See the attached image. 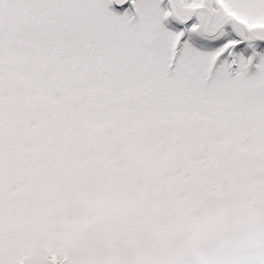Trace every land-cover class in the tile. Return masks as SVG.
I'll return each instance as SVG.
<instances>
[{
	"label": "snow or ice",
	"instance_id": "obj_1",
	"mask_svg": "<svg viewBox=\"0 0 264 264\" xmlns=\"http://www.w3.org/2000/svg\"><path fill=\"white\" fill-rule=\"evenodd\" d=\"M0 264H264V0H0Z\"/></svg>",
	"mask_w": 264,
	"mask_h": 264
}]
</instances>
